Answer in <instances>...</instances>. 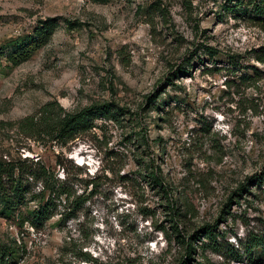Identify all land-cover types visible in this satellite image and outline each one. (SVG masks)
I'll use <instances>...</instances> for the list:
<instances>
[{"label":"rangeland","instance_id":"374dc122","mask_svg":"<svg viewBox=\"0 0 264 264\" xmlns=\"http://www.w3.org/2000/svg\"><path fill=\"white\" fill-rule=\"evenodd\" d=\"M235 1L0 0V161L67 173L70 192L36 227L0 214L15 264H264L258 248L233 256L264 227V63L253 56L264 26L226 11ZM46 17L57 22L46 42L9 65L10 43ZM49 100L68 112L108 102L116 114L63 145L19 133ZM201 226L219 249L198 233L185 261Z\"/></svg>","mask_w":264,"mask_h":264},{"label":"trees","instance_id":"16d2710c","mask_svg":"<svg viewBox=\"0 0 264 264\" xmlns=\"http://www.w3.org/2000/svg\"><path fill=\"white\" fill-rule=\"evenodd\" d=\"M91 1L105 2L106 0ZM230 1L226 0V2ZM224 8L226 11H239L242 14H246L255 24L264 26V0H236L228 6H224ZM56 25V18L46 17L38 19L29 33L20 35L10 43L11 48L4 53L3 59L11 66L26 60L46 42ZM253 56L255 60L264 63V47L253 50ZM114 109L111 103L104 102L91 104L74 112H68L56 100H49L41 104L31 114L25 115L17 121L16 130L26 138L35 141H54L59 145H63L66 141L72 139L76 133L83 130L86 125L90 124L93 118L113 117L116 114ZM55 163L62 167L58 159L55 160ZM64 170L62 167V171ZM66 175L67 173L59 178L36 161L29 163L18 162L15 164L0 161V214L5 217L16 216L15 219L18 221L19 226H22L23 223H27L31 227L40 225L51 216L57 206L55 202L59 204L60 200L63 202L68 200L70 192ZM150 177L153 184L164 192L160 178L156 174H151ZM37 181L40 182V188L36 192L30 191L29 185ZM36 199V206L31 210L25 209V214H22L18 209L19 204L22 202ZM82 201L83 199L79 195L72 197L70 209L60 212L58 220L64 222L70 218ZM174 210L175 208L170 207L169 212L174 215ZM173 231L176 233V237L180 236L175 226ZM198 233L204 234L203 237L209 239L211 249L215 251L219 249L218 243L210 229L206 226H201L188 236L191 242H184L185 261L193 248L192 243L198 240ZM180 241L183 242L182 239ZM253 248L259 249V255L256 259L264 260V227L259 233L249 236L247 244L241 250V253L236 251L233 256L241 260V254L244 251L249 252ZM16 251L13 246L0 243V264H15ZM84 259L86 260L87 258Z\"/></svg>","mask_w":264,"mask_h":264}]
</instances>
